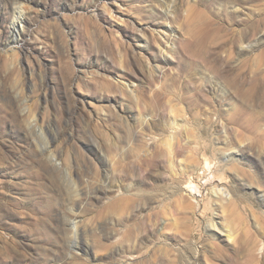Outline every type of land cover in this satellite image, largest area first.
<instances>
[{"label":"rangeland","instance_id":"374dc122","mask_svg":"<svg viewBox=\"0 0 264 264\" xmlns=\"http://www.w3.org/2000/svg\"><path fill=\"white\" fill-rule=\"evenodd\" d=\"M0 264H264V0H0Z\"/></svg>","mask_w":264,"mask_h":264},{"label":"bare ground","instance_id":"6f19581e","mask_svg":"<svg viewBox=\"0 0 264 264\" xmlns=\"http://www.w3.org/2000/svg\"><path fill=\"white\" fill-rule=\"evenodd\" d=\"M16 13H18V15H16L15 16V21H13V23H12V27L13 28H16V27H18L19 26V24L21 23V18H22V11L19 9V11L18 12H16ZM15 30V29H14ZM17 32H18V29L16 30ZM14 37H11V39H13ZM17 39V38H16ZM14 40V39H13ZM30 118V117H29ZM217 193V192H216ZM191 194V193H190ZM192 195V194H191ZM223 195V194H222ZM72 229L75 231L76 230V225H75V223H72ZM72 230V231H73Z\"/></svg>","mask_w":264,"mask_h":264}]
</instances>
